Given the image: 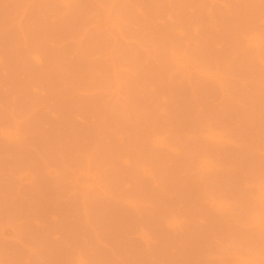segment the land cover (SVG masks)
Segmentation results:
<instances>
[{"label": "rangeland", "instance_id": "1", "mask_svg": "<svg viewBox=\"0 0 264 264\" xmlns=\"http://www.w3.org/2000/svg\"><path fill=\"white\" fill-rule=\"evenodd\" d=\"M262 26V0H0V264H261Z\"/></svg>", "mask_w": 264, "mask_h": 264}, {"label": "snow or ice", "instance_id": "2", "mask_svg": "<svg viewBox=\"0 0 264 264\" xmlns=\"http://www.w3.org/2000/svg\"><path fill=\"white\" fill-rule=\"evenodd\" d=\"M264 4V0H262ZM261 45L264 47V26L261 28L260 32ZM251 39L250 35L246 37V40ZM20 123L19 120H13L9 128L11 134L15 137L20 134ZM161 136L166 135V133H161ZM197 135L207 144L212 145L220 140L224 139L226 132L223 127L216 124H208L200 128L197 132ZM205 166L208 164V159L206 158L203 162ZM238 192L228 191L221 188L209 187L204 193L205 205L207 209L211 212H219L222 210L230 209L236 206L239 203ZM184 223V218L181 216L175 217L172 223V227H179V225ZM79 258L62 262V264H98L97 261L88 258L87 250L81 248L78 250ZM179 264H232L229 261L215 260V259H203L197 261H186L179 262ZM261 264H264V260L261 261Z\"/></svg>", "mask_w": 264, "mask_h": 264}]
</instances>
